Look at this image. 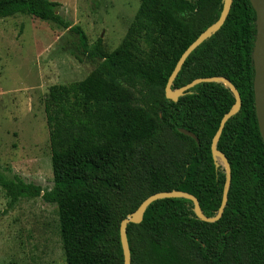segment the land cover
<instances>
[{"label":"trees","instance_id":"1","mask_svg":"<svg viewBox=\"0 0 264 264\" xmlns=\"http://www.w3.org/2000/svg\"><path fill=\"white\" fill-rule=\"evenodd\" d=\"M223 5V0H141L126 37L108 52L101 38L92 48L84 29L61 16L57 1L0 0V19L27 14L69 28L88 58L102 60L85 79L50 87L45 112L52 188L43 192L19 174L0 173L9 206L36 197L56 205L67 264H124L120 225L128 212L121 209L130 202L134 212L157 192L191 193L206 216L217 215L227 171L220 157L216 166L212 141L236 96L223 82H203L174 101L166 97V85L182 54L219 19ZM256 38L252 1L233 0L224 25L191 53L173 83L177 89L199 77L222 76L241 95V109L217 144L232 170L223 216L202 221L185 197L153 202L141 223L128 226L132 264L141 251L155 264H264Z\"/></svg>","mask_w":264,"mask_h":264},{"label":"rangeland","instance_id":"2","mask_svg":"<svg viewBox=\"0 0 264 264\" xmlns=\"http://www.w3.org/2000/svg\"><path fill=\"white\" fill-rule=\"evenodd\" d=\"M53 1L61 4L59 13L70 26L84 29L92 48L101 38L108 52L122 43L141 4V0ZM101 62L86 56L78 35L69 28L27 14L0 19V173L7 178L19 174L43 192L52 188L45 112L50 87L83 80ZM134 96L139 103L136 92ZM8 202L0 186V264H67L56 205L42 197L21 198L12 207ZM133 207L127 202L121 210L130 215ZM137 264L155 263L141 251Z\"/></svg>","mask_w":264,"mask_h":264},{"label":"water","instance_id":"3","mask_svg":"<svg viewBox=\"0 0 264 264\" xmlns=\"http://www.w3.org/2000/svg\"><path fill=\"white\" fill-rule=\"evenodd\" d=\"M223 1H224L223 10L221 12L219 19L214 24L209 26L203 33H201V35L186 49V51L180 57L166 85V97L174 101H177L181 96L185 95V93L190 88L194 87L196 84L203 82H223L224 84H226L231 88V90L236 96L235 105L222 118L218 131L215 134L212 141V154L216 166L217 167L219 166L218 157H220L224 162L227 171L226 185L224 188L222 202L219 207V211L217 215L214 217L206 216L201 208L198 198L195 195L184 191H177V190L162 191L148 196L144 201H142V203L134 212H132L130 215L124 218L121 222L120 237H121V244L124 253V264H132V251L128 236V226L130 223H134V224L141 223L143 221L144 214L147 208L153 202L163 198H176V197L188 198L194 202V209L197 217L200 218L202 221L209 223H214L218 221L223 216V213L227 206L229 200V191L231 187L232 170L227 156L218 149L217 144L223 133L226 123L229 121V119L232 116L236 115L241 109L242 106L241 95L237 87L228 78L222 76L199 77L180 88L173 89V83L177 78V76L179 75L187 58L205 40L211 37L214 33L218 32L221 29V27L224 25L225 21L227 20L232 7L233 0H223ZM251 1L257 13V38L253 52V59L255 64V79H254L255 103H256V112H257L259 127L264 140V0H251ZM179 131L187 136L194 138L196 141H199L198 137L194 132L185 128H180Z\"/></svg>","mask_w":264,"mask_h":264}]
</instances>
